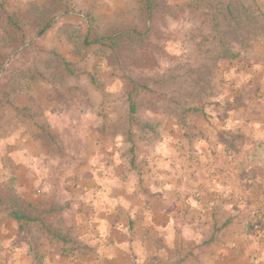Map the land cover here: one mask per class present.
Listing matches in <instances>:
<instances>
[{
    "label": "rangeland",
    "instance_id": "1",
    "mask_svg": "<svg viewBox=\"0 0 264 264\" xmlns=\"http://www.w3.org/2000/svg\"><path fill=\"white\" fill-rule=\"evenodd\" d=\"M44 2L0 0L1 94L19 74L42 75L0 104V188L46 210L47 227L67 241L37 224L19 231L0 205V264H25L28 247L30 264H54L53 253L69 261L76 250L87 258L91 169L118 149L139 174L148 163L136 153L149 142L215 178L239 221L264 220V160L243 174L235 167L264 140V0H152L149 42L112 55L69 39L88 33L87 16L100 35L144 31L147 0H71L72 14L39 37L30 12Z\"/></svg>",
    "mask_w": 264,
    "mask_h": 264
},
{
    "label": "crops",
    "instance_id": "2",
    "mask_svg": "<svg viewBox=\"0 0 264 264\" xmlns=\"http://www.w3.org/2000/svg\"><path fill=\"white\" fill-rule=\"evenodd\" d=\"M144 148L136 156L148 166L139 174L118 149L100 171L91 169L87 185L96 215L80 239L88 256L76 250L68 261L53 253L54 264H264V232L248 234L251 217L236 218L215 178L185 161L176 165L164 146ZM23 254L25 264L33 262L30 247Z\"/></svg>",
    "mask_w": 264,
    "mask_h": 264
},
{
    "label": "trees",
    "instance_id": "3",
    "mask_svg": "<svg viewBox=\"0 0 264 264\" xmlns=\"http://www.w3.org/2000/svg\"><path fill=\"white\" fill-rule=\"evenodd\" d=\"M153 2L152 0H147L145 7V14L147 17L148 26L146 30L139 31L136 29L116 31L107 35H100L94 30L92 19L87 16L89 22V31L87 34L82 35L80 33L73 39H69L71 43L76 44L84 50H90L94 46H98L104 54H120L124 52L127 48L131 49H142L150 40L152 34V21H153ZM72 14L71 0H45L43 4L33 3L30 12V23L36 30L37 35H45L57 22L61 15ZM11 25L16 23L13 17H9ZM70 29L68 26H63L61 30ZM63 66L69 70L68 63L63 60ZM49 68H53L54 61H48ZM18 77V78H17ZM17 81L13 83L11 90L1 94L0 89V104L3 99L6 100L5 105H10V95L18 94L24 92L28 89L29 82L37 81L38 78L41 79L42 75L35 74H19L17 75ZM131 115L135 116L136 107L132 102V97L129 96ZM24 109H18L21 112ZM3 116V112L0 111V119ZM42 133L40 139L45 140V138L50 137V132L48 127L45 125L41 127ZM264 160V140L257 142L253 149L249 150L246 157L242 159L237 166L239 174H243L247 169L251 167H258ZM0 205H3L6 211L9 213L10 217L14 219L18 226L19 231L24 232L27 226L37 224L45 229V232L52 239H57L59 241H67L65 237L59 233L52 231L47 227L46 220V210H41L23 197L18 195L14 188L4 187L0 188ZM247 232L252 236H259L264 232V220L258 217H253L248 222ZM77 244V243H76Z\"/></svg>",
    "mask_w": 264,
    "mask_h": 264
}]
</instances>
